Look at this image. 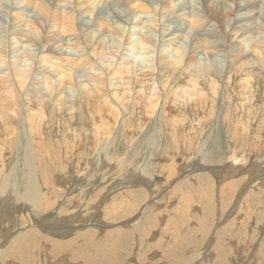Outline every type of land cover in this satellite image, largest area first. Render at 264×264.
Masks as SVG:
<instances>
[{
  "label": "bare ground",
  "instance_id": "obj_1",
  "mask_svg": "<svg viewBox=\"0 0 264 264\" xmlns=\"http://www.w3.org/2000/svg\"><path fill=\"white\" fill-rule=\"evenodd\" d=\"M185 1L0 0V238L4 239L0 243L11 236H5L8 230L4 229L13 225L12 218L25 225L0 247V264H56L54 258L59 256L63 264H126L124 251L131 253L133 232L108 226L100 238L95 229L81 232L76 227L95 208L86 209L95 183H104L112 174L121 179V188L117 197L111 195L113 202L104 211L105 217L114 223L133 214L148 199L145 187L154 186L155 191L161 183L150 181L153 174L149 175L146 164L154 157L163 165L165 159L172 165L182 160L178 170L190 163L192 169L213 167L208 173L196 174L203 187L185 185L188 193L181 195L183 203L189 196L192 202L193 194L214 192V183L210 188L206 180L216 178L226 183L220 185L221 192L251 180L253 187L241 195L246 199L244 205L262 204L264 157L247 167V157H237L232 149L237 144L231 142L241 145L244 136L249 142L264 137V0ZM228 13L237 15L233 24L225 23ZM88 18L92 25H86ZM202 52L204 59L199 58ZM218 122L223 127L222 138L211 132ZM253 140L250 146L255 145ZM214 154L219 155L214 158ZM154 166L160 173L163 168L173 169ZM175 183L170 193L179 195L181 181ZM61 184H69L78 195L71 198V208L66 200L58 210L48 195L63 197ZM132 185L138 186L130 191ZM207 196L205 201L201 196V202L206 204V214H211L213 198ZM240 208L239 215H250L251 211ZM156 218L148 212L134 227L149 252L159 251L164 260L160 264L204 263L197 256L176 259L186 243L192 244L195 235L190 239L189 229H161L160 239L149 245L148 229L161 224ZM205 223L195 228H205ZM243 228L233 227L236 231L231 228L227 237L218 239L216 262L207 258V264H231L228 256H237L246 251L248 243L254 244L258 235L249 229L242 232ZM235 233L245 237L233 247ZM200 239H193L194 245ZM257 246V256L251 261L264 264V233Z\"/></svg>",
  "mask_w": 264,
  "mask_h": 264
},
{
  "label": "rangeland",
  "instance_id": "obj_2",
  "mask_svg": "<svg viewBox=\"0 0 264 264\" xmlns=\"http://www.w3.org/2000/svg\"><path fill=\"white\" fill-rule=\"evenodd\" d=\"M200 0H197V3H200V2H202V1H200ZM183 2L184 3H186V1L185 0H183ZM198 6H196V7H199L198 9L199 10H204L205 12V14L206 13H208V11H207V9L205 8V6H202V5H199V4H197ZM188 6V5H187ZM100 9H102V11L106 14V15H108L109 17H111L112 18V13L110 14L109 13V11L107 10V8H106V6L105 7H103L102 6V8H100ZM121 10V9H120ZM108 11V12H107ZM118 12H119V14H121L122 16L125 14V13H122V11H119V9L117 10ZM108 13V14H107ZM125 16V15H124ZM231 17V18H230ZM225 19H226V22L225 23H231V24H233L236 20H237V15H232V14H227V16L225 17ZM225 19H224V21H225ZM231 20V21H230ZM90 21H91V23H90ZM86 22H87V24L86 25H92V20L90 19L89 20V18L88 19H86ZM89 23V24H88ZM215 23H217V22H215ZM217 25V26H216ZM215 26L216 27H219L220 26V23H217V24H215ZM221 29H222V27H221ZM137 37V36H136ZM135 37V38H136ZM204 53L202 52V54L199 56V58H203L204 59ZM206 57H208V56H206ZM211 57V56H210ZM41 82V77L40 76H38L37 77V82ZM29 82H30V80H28V82H27V84H29ZM227 103V102H226ZM221 120V119H220ZM220 123V124H219ZM118 127V126H117ZM218 129H217V128ZM222 129H221V128ZM120 129V131H121V128H117V130H115L116 131V137L117 138H119V134H121V132L120 131H118ZM212 130H211V132L212 133H214L215 135H218L220 138H222L223 137V134L224 133H222L223 132V127H222V124H221V122H218V124H216V125H213L212 126V128H211ZM220 129H221V131H220ZM119 132V133H118ZM142 134H144V131H142ZM142 134H140L139 136H138V138L140 139V138H142ZM142 135V136H141ZM247 135V134H246ZM141 136V137H140ZM241 136H242V134H241ZM244 136V135H243ZM246 136H244V137H242V142L245 144V146L243 145V143H241V145H238V143H235V141L232 143L231 142V145L232 146H234V144H237L234 148H232L233 149V152H236V156L237 157H239L240 156V158L241 157H243L244 155H245V157H247V164H246V166L247 167H249L250 165H249V163H252V165H254V164H256L257 165V163H260L259 162V160H258V158H261V157H264L263 155H264V137H263V139H257V137H256V139H255V137L252 139L253 140V142L255 143V145H252L251 144V146L248 144V143H250L248 140H246V138H245ZM120 139V138H119ZM262 140V141H261ZM257 141V142H256ZM246 143H247V145H246ZM259 145V146H258ZM238 146V147H237ZM221 147H222V145H221ZM237 147V148H236ZM240 148V149H239ZM239 150V151H238ZM214 152H217V150L216 151H214ZM213 152V153H214ZM241 152V153H240ZM239 153H240V155H239ZM117 154V155H116ZM114 155L115 156H119L120 155V157H121V154L120 153H118V152H114ZM187 155L190 157L191 156V154H190V152H188L187 153ZM218 155L219 154H214L212 157H214V158H217L218 157ZM208 159H211L210 158V156L208 157ZM154 160V161H153ZM153 160H151V161H149V162H147V164H146V166H148L149 167V171L151 170V172H149L148 171V173H149V175H151L150 173H152L153 174V177H151L150 178V181H152V184L154 185L155 184V181L156 182H163L162 184L160 183L159 185H158V188L157 187H155V188H157V189H155V191H152V189L154 188V186H151V188L150 187H145V191H146V194H149V196H148V199H146V200H144V202H143V205H142V203L140 204V206H138L139 208H136L135 209V211L133 212V214H131V215H129L128 217H127V219H122V220H119V221H114V223H113V221L112 220H108L109 219V217H108V215H107V217H105L106 215L104 214L105 212L104 211H106V209H107V207L113 202L112 200H111V195L113 196V197H117V193H120L119 192V189L118 188H121V185H120V187H118L119 185H118V183L121 181V179L120 178H118V177H116L114 174H112L113 176H115L114 178V180L112 179L113 178V176L112 177H109L108 178V176H107V179L106 180H104V183L103 182H97V183H95V185L93 186V188L92 189H98V190H100L98 193H96L97 191L95 190L94 191V193L88 198L87 197V200L88 199H90V203H89V201H88V205L86 206V209L89 211V209L91 208V207H93L94 208V206H95V208L94 209H90V216L83 222V223H81V227L78 225L77 227H76V229L77 230H80L81 231V229H82V231L81 232H84V231H87L89 228H92V229H95L97 232H99V237L100 236H103V234H105V231L107 230L106 229V227H108V226H112L113 228L115 227V226H119V227H123V228H125L126 230H129L128 232H133V234L131 233V235H133L131 238H132V240H131V242H130V248H131V253L129 254V250H127V251H124V256H125V258H127L126 259V264H160L162 261H164V260H161V258H160V254H159V251H157V249L155 248V249H153V250H151L150 252L148 251V249L146 248V246H147V242L144 244V245H142L143 244V242L142 241H139V239H137V236H136V233H135V225H136V223L138 222V221H140V220H142L143 219V216L144 215H147L148 214V212L151 214V213H154V215H156V223L158 224V226H159V224H160V222H161V224H160V226L158 227V228H160V229H158V228H156V227H154V228H150V230L148 229V233H147V235H149V233H150V235L148 236L149 237V240H148V244L149 245H152V242L151 241H153V244L155 243L154 241H158L160 238V233H161V229L162 230H164V231H166L165 229H167V230H171V229H176L177 228V230L178 231H182L181 230V227L184 229L183 231H185V232H188V229H189V232H190V230H191V235H190V239L192 238V236H194L193 237V239H194V241H195V239L196 240H198V239H200V241H196L198 244L197 245H194V241H193V239L192 240H190L191 241V243L193 244H189V243H186V245H184L183 246V250L181 249L180 251H179V253L177 254V257H176V259L177 258H185L186 256H187V258H191V257H196L197 256V258L198 259H201V260H199V262L200 261H203L204 263L203 264H207V258H208V262H210V259L209 258H212L211 259V261L213 260H216V257L214 258V255L216 256V253H215V250H214V248L216 249V248H218V247H216L217 246V241H219V240H222L223 238H225V237H227V231H231L230 229L232 228L233 229V227H236V228H242V227H244L243 229H242V232L244 231V229H249L250 230V232H254L255 234H257L258 236H257V239L254 241V244L252 243H248V248H249V250L247 249V246H246V248H245V250L246 251H248V253H246V251H244L243 253H241V254H239V255H232V256H228V261H230V263L231 264H253V261H254V259H255V254H256V256H257V251H258V244H260L261 243V240H262V235H263V233H264V197H263V201H262V204L260 205V204H254V205H250L249 207H248V205H244V200H246V199H244L243 198V196H241L242 194H245L247 191H249V190H251V188L250 187H253L252 185H253V183H251L250 184V181H248V182H244L243 184H239V188H238V186L236 185V186H229V188L227 187V189L223 192H221L220 190H222V188H221V186H222V184H226L225 182H222V181H219V179L218 180H216V178H213V180L211 181V182H207V180H206V183H210V185H209V187L212 185V182L214 183L211 187H212V189H214V190H212V191H214V192H211V193H209V194H206V195H208L207 196V198H210V199H212L213 200V202H212V200H211V203H213V205H212V208H211V214H206V211H207V207H205L206 206V204L204 205L203 203L204 202H201V201H203V199H202V197L204 198V201H205V198H206V195L204 194V193H202L200 196H198V195H195V194H193V197H195L196 196V198L194 199V198H192L193 199V201L191 202V201H188L189 199H190V196L187 198V202L185 203H183L182 202V200H184V196H186L187 195V193L188 192H186V191H188V190H185V185H187V186H189L188 184H193L191 187H197V186H202L203 187V185H205L204 184V182H203V180L202 181H197L196 180V178L197 177H195V176H197L196 174H198V175H202V174H205V173H208L210 170H209V168H213V167H208V166H202L200 169L201 170H199V169H197V168H193L192 169V167L193 166H191V163L188 165V164H186V166L185 167H181V169L180 170H178L177 169V167H179L180 166V164H182V160H179V161H177V162H175V164L174 165H172V163H170L172 166L171 167H173V169L169 166L170 164H169V161L167 160V159H165L166 161L165 162H167L168 164H166L165 162H164V164L165 165H163V163L162 162H159V160L157 159V157H154V159ZM155 160H157V161H155ZM171 162V161H170ZM162 163V164H161ZM157 164H159V165H162L163 167L165 166L166 168H171L170 170H168V169H166L168 172H166V170L164 171V168H163V170H162V172L163 173H160V168H159V170H157V172L159 171V173H157L156 172V169H154V165H157ZM151 166V167H150ZM243 167V168H247V167ZM148 167H147V169H148ZM153 167V169H151ZM174 167H175V169H174ZM156 168V167H155ZM157 168V169H158ZM152 170L154 171L155 170V172L153 173L152 172ZM173 170V171H172ZM178 170V171H177ZM199 170V171H198ZM264 170V166H263V169L261 170V171H263ZM194 171V172H193ZM207 171V172H206ZM172 172V174H174L173 175V177L170 175H168L169 173H171ZM182 172V173H181ZM157 173V174H156ZM161 175V176H159V175ZM164 174V175H163ZM181 174V175H180ZM188 174H190L189 176H186V175H188ZM257 174V173H256ZM180 175V176H179ZM105 176V177H106ZM111 176V175H110ZM167 176V178L166 179H164L165 177ZM177 177V178H176ZM179 177H181V178H179ZM186 177V178H185ZM191 177H192V179H191ZM112 179V180H111ZM154 179H156V180H154ZM187 179H188V181H187ZM172 180V181H171ZM183 180V181H182ZM99 181H101V180H99ZM106 181V182H105ZM112 181H113V183H112ZM167 181V183L165 184V182ZM178 181H181V186L183 187H181L178 191H177V193H180V192H182V193H180L179 195H180V197H179V195L178 194H176V195H172L171 193H170V190L171 189H173V187H174V185L175 184H177V183H175V182H178ZM187 181V182H186ZM109 182V184L106 186V184ZM115 182V183H114ZM203 182V183H202ZM101 183H103V184H101ZM106 183V184H105ZM169 183V184H168ZM184 185H183V184ZM187 183V184H186ZM195 183H197V184H195ZM200 183V184H199ZM105 184V185H104ZM112 184H113V186L115 187H113L112 186ZM114 184H116V185H114ZM250 184V185H249ZM66 186L64 187V185H62L61 184V191H63L62 193H61V196L63 195V197H59V196H56V195H54V196H52L51 194L50 195H48V196H50V198H52L53 197V201L54 202H56V209H60V207H62V206H64V203H65V201L67 200V202L69 203L70 202V200H71V198L72 197H74V196H76V195H78V193H77V191L76 190H74L73 189V187L72 188H70V186H69V184H65ZM102 185V186H101ZM104 185V186H103ZM112 187H111V186ZM163 185V186H162ZM165 185V186H164ZM178 185V184H177ZM176 185V186H177ZM207 185V186H208ZM221 185V186H220ZM110 186V187H109ZM131 186V185H130ZM129 186V190H130V188H131V190L130 191H132V190H135L136 189V186H138V185H136V186H134V185H132V187H130ZM67 187V188H66ZM104 187H106V188H104ZM128 187V186H127ZM127 187H125L124 186V188H125V190L127 189L128 190V188ZM133 187H135V188H133ZM163 187V188H162ZM195 187V188H196ZM201 187V188H202ZM205 187V186H204ZM210 187V188H211ZM214 187V188H213ZM238 189H237V188ZM246 187V188H245ZM109 188V189H108ZM118 190H117V189ZM123 188V189H124ZM168 188V189H167ZM171 188V189H170ZM230 188H231V191H230ZM232 188H233V190H232ZM234 188H236V189H234ZM241 188V189H240ZM69 189V190H68ZM87 189H89V187L87 188ZM114 189V190H113ZM166 189V190H165ZM243 189V190H242ZM71 190V191H70ZM102 190H106V191H102ZM113 190V191H112ZM157 190V191H156ZM158 190H159V192H158ZM162 190V191H161ZM182 190V191H181ZM228 190H229V192H228ZM237 190V191H236ZM112 191V192H111ZM150 191V192H149ZM218 191H220V192H218ZM256 191H258V189L256 190ZM101 192V193H100ZM103 192V193H102ZM117 192V193H116ZM165 192V193H164ZM204 192V191H203ZM116 193V194H115ZM153 193V194H152ZM155 193H157L156 195H155ZM213 193H214V196H211V195H213ZM220 193V194H219ZM222 193V194H221ZM226 193V194H225ZM66 194V195H65ZM96 194V195H95ZM102 195V198L101 197H99L100 195ZM107 194V195H106ZM108 194H110V195H108ZM151 194L153 195V196H151ZM169 194V195H168ZM183 194V195H182ZM186 194V195H185ZM99 195V196H98ZM104 195V196H103ZM165 195H167V197L165 198ZM183 197H182V196ZM226 195V196H225ZM228 195V196H227ZM173 196V197H172ZM202 196V197H201ZM210 196V197H209ZM241 196V197H240ZM246 196V195H245ZM244 196V197H245ZM69 197V198H68ZM105 197V198H104ZM169 197V198H168ZM170 197H172V199L170 198ZM176 197V198H175ZM224 197V198H223ZM247 197V196H246ZM245 197V198H246ZM110 198V199H109ZM173 198H175V199H173ZM179 198H180V200H179ZM182 198V199H181ZM228 198H229V200H228ZM56 199V200H55ZM97 199V200H96ZM108 199V200H107ZM165 199H166V201H165ZM69 200V201H68ZM92 200H94V201H92ZM98 200L100 201L99 203H98ZM107 200V201H106ZM113 200H114V198H113ZM163 200V201H162ZM195 200H197V201H195ZM226 200V201H225ZM230 200H231V202H230ZM97 201V202H96ZM102 201V202H101ZM110 201V203H108ZM171 203H169V202ZM240 201V202H239ZM66 202V203H67ZM96 202V203H95ZM164 202V203H163ZM189 202V203H188ZM200 202V203H199ZM67 203V204H68ZM95 203V204H94ZM104 203V204H103ZM159 203H161V205L160 206H157ZM180 203H181V205H180ZM189 204V205H186V204ZM191 203V204H190ZM248 203H250V202H248ZM59 204V205H58ZM62 204V205H61ZM67 204H66V207H68L67 206ZM90 204V205H89ZM103 204V205H102ZM150 204V205H149ZM163 204H164V206H163ZM167 204V205H166ZM169 204H170V206H169ZM182 204H183V206H182ZM203 204V205H202ZM237 204V205H236ZM69 205V207L68 208H71V202L68 204ZM91 205H93V206H91ZM97 205V206H96ZM99 205V206H98ZM165 205H166V207H165ZM231 205V206H230ZM242 205L244 206V207H242ZM58 206V207H57ZM157 206V207H156ZM214 206V207H213ZM83 207H84V205H83ZM146 207L148 208V209H146ZM150 207H151V210L153 211L155 208V210L153 211V212H151V210H150ZM160 207V208H159ZM174 207V208H173ZM240 208V210H243L242 212H244V211H246V212H248V211H251L250 212V215L249 216H247V215H245L244 213V215L243 214H241V215H239L240 213H239V208ZM99 208V209H98ZM176 208V209H175ZM183 208V209H182ZM189 208H191L190 210H189ZM247 208H249V209H247ZM58 209V210H59ZM137 209H138V211H137ZM157 209H158V212H157ZM162 209V210H161ZM185 209V211H187V213L189 214V215H192V213H193V215H192V217H194V218H192L191 216H189L188 214V216L187 215H183L182 214V211ZM102 210V211H101ZM145 212H144V211ZM146 210H148V211H146ZM206 210V211H205ZM100 213H99V212ZM140 211V212H139ZM161 211L163 212V214L161 215ZM101 212H102V214H101ZM143 212H144V214H143ZM255 212V213H254ZM262 214H261V213ZM173 213V214H172ZM178 213V214H177ZM179 213H181V214H179ZM257 213H260V214H257ZM175 214H177L176 216H175ZM142 215V216H141ZM181 217H179V216ZM182 215H183V217H182ZM197 215V216H196ZM207 215V216H206ZM223 215V216H222ZM237 215H239V216H237ZM258 215H262V216H260V217H258ZM172 216V217H171ZM178 216V217H177ZM200 218H199V217ZM242 216H244L243 218H241ZM140 217H141V219H140ZM171 219H170V218ZM174 217V218H173ZM176 217V218H175ZM184 217H187V218H184ZM189 217V218H188ZM239 217V218H238ZM90 218V219H89ZM104 218H105V221H104ZM136 218V219H135ZM139 218V219H138ZM160 218V219H159ZM178 218H180V220L178 219ZM196 218V219H195ZM12 219H14L13 221V225H9L7 228H5L4 230H8V234L7 235H5V236H8V235H11L10 237H9V239H8V241L7 242H5V243H3V244H1L3 241H1L2 239H3V237H1L0 238V247L2 246V247H4L5 245H7L8 244V242L11 240V238L13 237V236H15L14 234H16V233H18V230H20V229H23L24 227H25V225L23 224V222L21 223V224H19L20 223V221L18 222L17 221V219L14 217V218H12ZM138 219V220H137ZM158 219V220H157ZM173 219H174V221L176 220V219H178L176 222L177 223H171V224H169L171 221H173ZM203 219V220H202ZM208 219V220H207ZM235 219H236V221H235ZM161 220V221H160ZM162 220H166V221H162ZM213 220V221H212ZM241 220H242V222H241ZM127 221V222H126ZM158 221H160L159 223H158ZM168 221V222H167ZM170 221V222H169ZM196 221V222H195ZM213 223H212V222ZM243 221H244V223H243ZM18 222V223H17ZM91 224H90V223ZM109 222V223H108ZM165 222H167V224L165 223ZM187 222V223H186ZM201 222H207V224L205 223L204 225H206V227L205 228H202V229H196L195 227H197L198 225H199V223H201ZM229 222V223H228ZM231 222H233V223H231ZM235 222V223H234ZM92 223H93V225H92ZM103 223V224H102ZM110 223H112V224H110ZM126 223V224H125ZM189 223H191V224H189ZM86 224V225H85ZM98 224V225H97ZM108 224V225H107ZM110 224V225H109ZM130 224V225H129ZM182 226H181V225ZM225 224V225H224ZM228 224V225H227ZM4 225V224H3ZM17 225V226H16ZM92 227H91V226ZM168 225V226H167ZM171 225V226H170ZM174 225V226H173ZM193 225V226H192ZM210 225V226H209ZM219 225V226H218ZM240 225V226H239ZM12 226V227H11ZM15 227V229L13 230V228ZM86 226V227H85ZM130 226V227H129ZM131 226H133L132 228H131ZM166 226V227H165ZM84 229H83V228ZM168 227V228H167ZM170 227V228H169ZM199 227V226H198ZM197 227V228H198ZM249 227V228H248ZM3 228V227H2ZM19 228V229H18ZM81 228V229H80ZM88 228V229H87ZM97 228H99V229H97ZM129 228V229H128ZM131 228V229H130ZM252 228V229H251ZM108 229H112L111 227L110 228H108ZM152 229V230H151ZM196 229V230H195ZM204 229V230H203ZM84 230V231H83ZM206 230V231H205ZM211 230V231H210ZM15 233H14V232ZM182 231V232H183ZM193 231V232H192ZM195 231V232H194ZM198 231L200 232L201 231V233H202V231H203V233H204V235H203V233L201 234V233H199L198 234ZM207 231H209L208 233H207ZM221 231V232H220ZM222 231H224L225 232V234H224V232H222ZM233 231H236L235 229H233ZM13 232V233H12ZM103 234H102V233ZM184 232V233H185ZM197 232V233H196ZM227 232V233H226ZM194 233V234H193ZM196 233V234H195ZM222 234H224L223 235V237H222ZM146 235V236H147ZM153 235H154V238H153ZM156 235H159V236H156ZM214 235V236H213ZM221 236V237H218V236ZM156 236V237H155ZM204 236V237H203ZM202 237H203V239H202ZM207 237V238H206ZM218 237V238H217ZM244 234L243 235H239V233H235L234 234V236H233V238H235L234 240H233V242H231V245L234 247L235 245H237V244H240V243H243V240H244ZM55 238V237H54ZM101 238V237H100ZM206 238V239H205ZM221 238V239H220ZM243 238V239H242ZM136 239V240H135ZM148 239V238H147ZM157 239V240H156ZM217 239V240H216ZM219 239V240H218ZM4 240V239H3ZM203 240V241H202ZM242 240V241H241ZM136 241H138L137 243H135ZM190 241H188V242H190ZM232 241V240H231ZM139 242H140V245H139ZM195 242V243H196ZM201 242V244H202V246L199 244ZM206 242V243H205ZM214 243V244H213ZM134 244V245H133ZM137 244V245H136ZM189 246H188V245ZM253 245V246H252ZM144 246V247H143ZM212 246V247H211ZM250 246V247H249ZM138 248V251L136 250L137 248ZM139 247H142V248H140L139 249ZM200 247V248H199ZM145 248V249H144ZM197 248H199V249H197ZM197 249V250H196ZM213 249V250H212ZM144 250V251H143ZM47 251H49V249L47 248ZM134 251V252H133ZM141 251H142V254H141ZM183 251H185V253L183 254ZM188 251H189V253H188ZM201 251V252H200ZM255 251V252H254ZM46 252V251H45ZM127 252V253H126ZM145 252H147V254L145 253ZM209 252V253H208ZM153 253H154V255H153ZM126 254H127V256L128 257H126ZM130 256H129V255ZM187 254V255H186ZM144 255V256H143ZM151 255H153V256H155V258L154 257H152ZM181 255H184V256H181ZM209 255V256H208ZM244 255V256H243ZM151 256V257H150ZM181 256V257H180ZM242 256H243V258H242ZM253 256H254V258H253ZM145 257H147V258H144ZM234 257V258H233ZM237 257V258H236ZM248 257V258H247ZM57 258V259H56ZM58 258H60V259H58ZM130 258V259H129ZM68 258L66 257V259H65V261L67 260ZM251 259H253V261H251ZM61 260V261H60ZM212 261V262H213ZM239 261H240V263H239ZM57 262V263H56ZM214 262H216V261H214ZM218 262V261H217ZM54 263H56V264H63V258H62V256H59V257H55L54 258ZM262 264V263H261Z\"/></svg>",
  "mask_w": 264,
  "mask_h": 264
}]
</instances>
